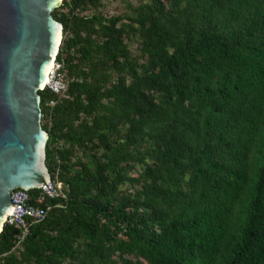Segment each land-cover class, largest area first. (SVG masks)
Listing matches in <instances>:
<instances>
[{"label": "trees", "instance_id": "1", "mask_svg": "<svg viewBox=\"0 0 264 264\" xmlns=\"http://www.w3.org/2000/svg\"><path fill=\"white\" fill-rule=\"evenodd\" d=\"M101 6L50 13L65 87L36 93L60 190L18 243L2 225L0 264H264V0Z\"/></svg>", "mask_w": 264, "mask_h": 264}, {"label": "water", "instance_id": "2", "mask_svg": "<svg viewBox=\"0 0 264 264\" xmlns=\"http://www.w3.org/2000/svg\"><path fill=\"white\" fill-rule=\"evenodd\" d=\"M59 3L0 0V230L11 191L49 180L36 91L60 41L61 25L50 14Z\"/></svg>", "mask_w": 264, "mask_h": 264}, {"label": "built area", "instance_id": "3", "mask_svg": "<svg viewBox=\"0 0 264 264\" xmlns=\"http://www.w3.org/2000/svg\"><path fill=\"white\" fill-rule=\"evenodd\" d=\"M59 64L54 61L51 62V67L47 72L48 81L45 82L39 90L47 88L53 93L60 94L65 87L63 76L59 73ZM52 102L49 101L48 105ZM40 194L35 197L33 202H30L26 191L22 189H13L10 194V208L5 215L3 224L15 225L19 228L20 234L17 243L25 235L26 227L31 222H39L44 216L46 209L39 207L38 204L42 202V196L52 198L59 194L60 186L58 183L48 180L44 185L39 187Z\"/></svg>", "mask_w": 264, "mask_h": 264}, {"label": "rangeland", "instance_id": "4", "mask_svg": "<svg viewBox=\"0 0 264 264\" xmlns=\"http://www.w3.org/2000/svg\"><path fill=\"white\" fill-rule=\"evenodd\" d=\"M140 2H145V0H101V4H102L101 7H102L103 11L111 12V13H114V14H116V13L130 14L128 12V10H127L126 5L130 4L132 6H136ZM59 4H61V0H60ZM85 13H87V12H85ZM127 37L128 38L124 39V42L126 43V46H127V49L129 50L130 55L138 57L139 53H138V50H137V38H136V35L130 34ZM60 38H61V34H60Z\"/></svg>", "mask_w": 264, "mask_h": 264}, {"label": "bare ground", "instance_id": "5", "mask_svg": "<svg viewBox=\"0 0 264 264\" xmlns=\"http://www.w3.org/2000/svg\"><path fill=\"white\" fill-rule=\"evenodd\" d=\"M58 44H59V43H58ZM50 67H51V61H50L49 65H48V67H47V70H46L45 75H44V77H43V81H42L41 86H42L45 82L48 81L47 72H48V70L50 69Z\"/></svg>", "mask_w": 264, "mask_h": 264}, {"label": "clouds", "instance_id": "6", "mask_svg": "<svg viewBox=\"0 0 264 264\" xmlns=\"http://www.w3.org/2000/svg\"><path fill=\"white\" fill-rule=\"evenodd\" d=\"M54 59V58H53Z\"/></svg>", "mask_w": 264, "mask_h": 264}]
</instances>
